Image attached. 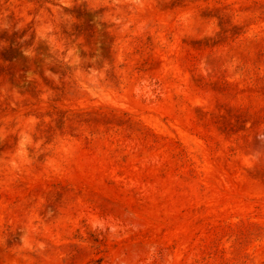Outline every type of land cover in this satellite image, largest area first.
<instances>
[{"label": "rangeland", "instance_id": "374dc122", "mask_svg": "<svg viewBox=\"0 0 264 264\" xmlns=\"http://www.w3.org/2000/svg\"><path fill=\"white\" fill-rule=\"evenodd\" d=\"M0 264H264V0H0Z\"/></svg>", "mask_w": 264, "mask_h": 264}]
</instances>
